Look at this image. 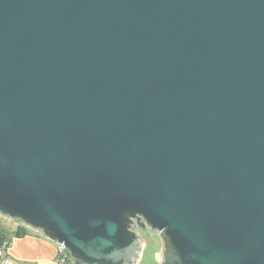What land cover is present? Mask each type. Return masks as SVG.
Instances as JSON below:
<instances>
[{"label": "water", "instance_id": "obj_1", "mask_svg": "<svg viewBox=\"0 0 264 264\" xmlns=\"http://www.w3.org/2000/svg\"><path fill=\"white\" fill-rule=\"evenodd\" d=\"M0 214L74 264H134L135 226L264 264V0H0Z\"/></svg>", "mask_w": 264, "mask_h": 264}, {"label": "crops", "instance_id": "obj_2", "mask_svg": "<svg viewBox=\"0 0 264 264\" xmlns=\"http://www.w3.org/2000/svg\"><path fill=\"white\" fill-rule=\"evenodd\" d=\"M18 227V224H17ZM23 235L9 238V256L18 264H55V246L40 231L24 228Z\"/></svg>", "mask_w": 264, "mask_h": 264}, {"label": "rangeland", "instance_id": "obj_3", "mask_svg": "<svg viewBox=\"0 0 264 264\" xmlns=\"http://www.w3.org/2000/svg\"><path fill=\"white\" fill-rule=\"evenodd\" d=\"M20 221L15 222L10 218L0 214V233L4 234L6 239L10 238L15 229L20 225ZM133 230L137 232L141 242L144 243L145 248L142 251L141 259L137 264H158L156 256H161L162 241L159 234L149 228H137L133 227Z\"/></svg>", "mask_w": 264, "mask_h": 264}, {"label": "built area", "instance_id": "obj_4", "mask_svg": "<svg viewBox=\"0 0 264 264\" xmlns=\"http://www.w3.org/2000/svg\"><path fill=\"white\" fill-rule=\"evenodd\" d=\"M21 227L33 229L24 223H20ZM35 230V229H34ZM38 231V230H37ZM137 233V232H136ZM56 250L55 254V264H74V259L69 254L67 248L64 246L63 243L53 242ZM10 246V241L6 240L0 244V264H18L15 260H13L9 254L8 249ZM63 246V247H62ZM145 248L143 242L140 241L139 251L140 255L136 259L134 264H137L142 256V251Z\"/></svg>", "mask_w": 264, "mask_h": 264}, {"label": "trees", "instance_id": "obj_5", "mask_svg": "<svg viewBox=\"0 0 264 264\" xmlns=\"http://www.w3.org/2000/svg\"><path fill=\"white\" fill-rule=\"evenodd\" d=\"M13 233L15 236L16 235H18V236L23 235L25 233V229H24V227L18 226ZM6 240L8 241L9 238L6 239L5 235L0 233V244H2V242L6 241Z\"/></svg>", "mask_w": 264, "mask_h": 264}, {"label": "flooded vegetation", "instance_id": "obj_6", "mask_svg": "<svg viewBox=\"0 0 264 264\" xmlns=\"http://www.w3.org/2000/svg\"><path fill=\"white\" fill-rule=\"evenodd\" d=\"M159 258H160L159 256H156V261H159Z\"/></svg>", "mask_w": 264, "mask_h": 264}]
</instances>
